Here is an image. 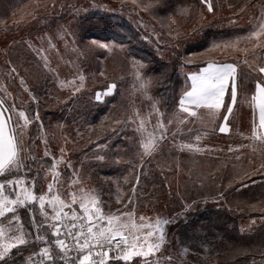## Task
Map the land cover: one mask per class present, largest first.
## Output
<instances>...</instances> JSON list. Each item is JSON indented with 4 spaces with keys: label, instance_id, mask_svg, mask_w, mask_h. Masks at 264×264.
<instances>
[{
    "label": "rangeland",
    "instance_id": "1",
    "mask_svg": "<svg viewBox=\"0 0 264 264\" xmlns=\"http://www.w3.org/2000/svg\"><path fill=\"white\" fill-rule=\"evenodd\" d=\"M165 1L169 0H164L162 5L156 4V0H17V4L21 2L23 6L22 10L17 11L19 14L16 21L9 24L6 29H0V100L4 102V107L14 106L16 113L24 111L31 121L24 137L27 148L25 155L34 157L26 161L33 167V172H29L28 175L31 177L40 167L37 162L43 164L40 168L41 176L47 173V178L43 181L44 187L40 188L38 185L37 192L46 191V185L52 179L51 165L54 160L62 158V162L57 164V170L61 173L65 189L68 190V185L75 179L77 183L72 184L70 190L77 196L80 195L81 189L86 194L97 195L91 177L85 173L88 156L83 152L81 156L75 154L80 144L77 147V144L71 141L68 134L69 126L66 122L58 123L59 116L54 121L50 118L47 122L43 121L44 111H38L34 89L37 78L44 75L52 80L54 89L58 92V102L63 103L68 96L81 93V96L87 95L88 104L85 105L89 107L96 101L97 93L106 91L114 83L116 88L113 94L106 96L113 99L99 118V129L107 128L111 131L124 123L122 130L130 140H134L133 148L137 155L136 160L129 164L128 172L153 158L161 162L156 164L157 174L162 182L160 196L152 203L147 201L138 205L136 209L133 208L135 206L131 207L133 203H128L129 206L124 211L134 209V218L138 224L141 216L151 218L153 221L157 217L177 219V222L167 227V242L157 254L161 264L205 262L216 264L215 262L219 263L217 259L214 263L212 260L209 262L208 255L198 252L197 244L191 246L186 244L189 252L180 255L179 249L181 245H185L178 235L181 224L184 223L187 214L197 211L200 207L198 201H185L180 192L185 185L200 188L203 183L196 176L194 178V175L207 172L212 169L211 163L222 160L216 158H224L226 165L237 162L236 171L244 174L245 181L251 180L253 175L251 171L256 173L261 167L264 170V159L259 161L261 156L258 155L254 159L253 150L245 148L243 143L233 141L235 138L231 139L230 143L228 135L222 136L223 133L219 129L225 126L223 117L226 115L222 108L215 115L201 108L196 117H187V122L181 123L186 119V114L178 112V101L182 93L190 89L191 81L188 80V76L199 73L209 63L236 65L238 82L243 83L247 89L252 86L254 72L250 71V66L254 68L264 62L259 59L264 58V35L251 40L245 37L256 30L259 24L264 23V0H252L240 6L230 5L228 0H209L212 11L208 10V4L202 3V0H177L176 5H167ZM39 6H42L40 9L43 13L48 12L45 19H41L43 13L39 11ZM3 7L0 6V14L4 13ZM91 12L114 15L117 17L114 20L117 23L124 19L133 28L138 39L157 58L165 62L168 69H175L180 82L174 90L173 103H170V107L162 108L159 97L153 93L154 77L145 72V64L137 56L130 54L124 44L113 40L83 38L82 20L89 18ZM228 26L246 27V30L239 36L237 34L233 36L225 34L223 38L221 35L214 36L215 38L208 39L206 46L199 50L187 49V45L196 43L201 38L200 33L205 29ZM237 39L239 42L234 47H214V44ZM99 43H107L109 47L101 48L98 46ZM141 63L143 67L138 68L137 65ZM94 68L97 69L96 76L91 77ZM137 71L140 73V79H137ZM80 76L84 77L82 82ZM142 82L146 85L144 88L140 87ZM95 87L99 88L96 90ZM156 101H159L157 107L163 113V122L168 125V139L161 141L148 155L144 154L140 144L141 140H146L147 133L154 130L157 117L155 115L148 117L149 123L144 133L137 132V124L132 121L137 119L135 115L137 112L140 116L147 117L151 105ZM62 111L60 113L55 111L54 114L63 115ZM232 114L235 119L241 118L243 126L234 127V134L243 136L247 130L244 128L245 122L253 124V113L236 110ZM13 116L14 120L19 119L15 113ZM169 120L172 121L171 124H168ZM88 130L92 131L87 129V132ZM174 132L177 133L175 137L172 135ZM197 136L200 137L198 142L195 140ZM223 139L226 140L225 144L222 142ZM180 142L192 143L194 149L198 147L200 150L180 151L176 147ZM92 145L94 146V142ZM46 149L54 160L45 158ZM132 150L129 149V152ZM105 151L96 158V161H103L109 167H119L116 168L119 173L127 172V169L124 171L121 169L123 163L121 157L125 152H122L119 146L109 147ZM170 151L178 155L177 159L175 157L163 161V158L157 155ZM180 155H188L191 158L187 159L184 167H181ZM128 156L131 157L130 154ZM197 156L202 157V163L196 159ZM99 157H103V160ZM263 157L264 150L261 158ZM204 161H209L210 166L203 163ZM116 190L123 195L121 187ZM172 193L179 199L176 203L172 202ZM76 207L79 211L78 205ZM20 214L22 220L27 223L26 211L21 210ZM248 226L249 224L244 225L245 230ZM165 257L174 259L169 262L164 259ZM26 260L25 256L17 264H26ZM115 262L123 264L122 261ZM132 264H140V258H135Z\"/></svg>",
    "mask_w": 264,
    "mask_h": 264
},
{
    "label": "snow or ice",
    "instance_id": "2",
    "mask_svg": "<svg viewBox=\"0 0 264 264\" xmlns=\"http://www.w3.org/2000/svg\"><path fill=\"white\" fill-rule=\"evenodd\" d=\"M163 3L164 0H156L158 5ZM202 3H207L208 10L212 11L209 0H202ZM262 35L264 23L259 24L245 39H258ZM238 42V39L225 41L223 44H214V47H234ZM98 46L109 47L107 43H99ZM137 67H143V64ZM250 71L264 76V66H250ZM136 76L140 79L139 71ZM80 80L82 82L84 77L80 76ZM188 80L191 81L190 89H186L178 101V112L186 114V119L181 123L187 122V117H196L201 108L211 115L219 112L224 107V96L230 84L231 104L227 106V115L223 117L225 126L219 129L222 133L228 131V116L232 114L238 98L237 66L209 63L199 73L190 74ZM145 86L143 82L140 84L141 88ZM115 88L113 83L106 91L97 93L96 101L103 102V98L112 95ZM76 90L79 91V88ZM158 103L156 101L151 105L147 117L140 116L137 112V119L132 121L137 124V132L144 133L149 123L148 117H157L154 130L149 131L146 140H141L140 144L144 154L148 155L161 141L168 139V125L163 122V113L157 107ZM248 103L253 108L251 139L258 141L260 148L264 150V131H259L264 129V80H256L255 90ZM3 104L0 100V178H3L0 179V264H8L9 260L15 259L11 255L13 250L20 256L25 250L32 248L38 250L31 251L26 264H56L57 261L61 264H109L110 260L132 264L135 258H140V264H161L157 254L167 242V227L177 222V219L157 217L153 221L141 216L138 224L134 218V209L105 212L104 202L99 195L86 194L81 189L77 196L70 190L77 180L73 179L68 190L65 189L61 173L57 170V164L62 162V158L54 160L47 149L45 158L54 160L50 169L52 179L47 183L46 191L37 192L38 185L40 188L44 187L43 181L47 178V173L41 176L40 168L43 164L37 162L40 167L35 170L34 175H28L33 172V167L26 161L34 157L25 155L27 148L24 137L31 121L24 111L16 113L14 106L9 108ZM13 113L19 119L14 120ZM36 118L38 119V114ZM171 123L169 120L168 124ZM172 135L175 137L177 133ZM199 139V136L195 137L197 142ZM176 147L180 151L200 150L198 147L194 149L192 143L180 142ZM99 159L103 160V157ZM124 208H127V204ZM21 210L27 213V223L22 220ZM145 229L147 230L144 231ZM188 252L189 248L181 245L180 255ZM164 259L171 262L174 257Z\"/></svg>",
    "mask_w": 264,
    "mask_h": 264
},
{
    "label": "trees",
    "instance_id": "3",
    "mask_svg": "<svg viewBox=\"0 0 264 264\" xmlns=\"http://www.w3.org/2000/svg\"><path fill=\"white\" fill-rule=\"evenodd\" d=\"M16 1L0 0V6H4V13L0 14V29H6L9 24L16 21L19 14L17 11H19L18 9L22 10L23 6L21 2L17 4ZM176 1L169 0L165 2L167 5H176ZM228 1L230 5L240 6L250 3L252 0ZM41 7L39 6L38 9ZM39 11L42 12V9ZM174 12L176 11L174 10ZM47 15L48 12L45 11L41 15V19H45ZM116 18L114 15H99V13L91 12L89 18L82 20L83 38L87 40L92 38L113 40L124 44L130 54L142 60L145 64V72L154 77L153 93L159 97L162 108L170 107L173 103L174 90L180 82L175 69H168L167 64L157 58L138 39L128 22L120 19L117 23L114 21ZM245 30V27H221L220 29L209 27L200 33L202 36L196 43L187 45V49L189 51L199 50L206 46L208 39L215 38L214 36L221 35V38H223L225 34L233 36L239 34V31L243 33ZM96 72L97 69L94 68L91 71V77L96 76ZM36 84L34 92L37 95L38 111H44L43 121L47 122L49 118L54 121L59 116L58 123L66 122L69 126L68 134L71 141L75 142L77 147L80 144V148L75 154L81 156V152H83L88 156L85 173L91 177L97 195L104 202L103 209L105 212H116L117 209L124 211V205L127 204L128 207L132 203L131 207L135 206L133 208L136 209L138 205L147 201L152 203L160 196L162 182L157 174L158 168L156 167L157 163L161 164L160 160L153 158L151 161H145L140 167H134L128 172L129 164L136 160L137 155L133 148L134 140H130L125 135V131L122 130L124 123L111 131L107 128L99 129L98 127L101 114L107 105L112 102L113 98L111 96L103 98V102L94 101L89 107L85 105L88 104L87 95L81 96V93L68 96L65 102L61 103L58 102V92L54 89L51 79L42 75L37 78ZM98 88L95 87L94 89L97 90ZM55 111H58V113L60 111L64 112V116L55 115ZM57 129L54 131L56 132ZM87 129L92 131L88 130L89 132H87ZM92 142H94V146ZM117 146L122 152H125V155L121 157L123 160L121 169L122 171L127 169V172L119 173L116 170L119 167H109L103 161H96V158L100 154H104L109 147ZM129 149L133 150L129 152ZM129 154L131 157L128 156ZM157 155L163 158V161H169L175 157L177 159L178 157L175 152L171 151L162 154L157 153ZM188 158H190L188 155H180L181 167L185 166ZM201 158L197 156L196 159L202 163ZM183 159L186 162H183ZM216 159L222 160L211 163L212 169L207 172L194 175V178L196 176L203 183L200 188L185 185L180 192L185 201H198L200 207L197 211L185 216L178 235L185 245L197 244L198 252L208 255L210 257L209 262L212 260L211 262L214 263L217 259L219 263L215 262L216 264H264V221L253 225L248 233H240L238 228L240 219L251 217H262L264 219V176L259 175L261 169L256 173L251 171L253 174H251V180L246 179L245 181L244 174L242 175L236 171L237 162L226 165L224 158ZM203 163L210 166L209 161ZM135 164L137 165V163ZM120 187L123 195L116 190ZM176 197L177 195L174 193L171 194L172 202L176 203V200H179ZM118 199L119 202H117ZM129 201L131 202L129 203ZM35 250L38 249H27L20 256L16 254V250H13L11 255L15 259L9 260L8 264H17L25 256L30 255L31 251ZM111 255L112 253H110ZM56 264H61V262L57 261ZM109 264L117 263L110 260Z\"/></svg>",
    "mask_w": 264,
    "mask_h": 264
},
{
    "label": "crops",
    "instance_id": "4",
    "mask_svg": "<svg viewBox=\"0 0 264 264\" xmlns=\"http://www.w3.org/2000/svg\"><path fill=\"white\" fill-rule=\"evenodd\" d=\"M230 27H238V26H228L227 28H230ZM239 28H242V27H239ZM241 34L242 33L239 31V34H237V36H239ZM259 59H260V61H264V58H262V57H260ZM261 63L264 64V62H261ZM263 64L257 65L254 68H258L259 66H264ZM257 79L264 80V76L260 75L257 72L253 73V75H252L253 81H252V86H251L252 90H251V87L247 89V88H245V85L243 83H241L240 81L238 82V98H237L236 104L233 106L232 112L237 110L239 112L244 111V112H252L253 113V108L250 107L248 100L250 99V96L252 95V93L255 90V83H256ZM239 80H240V78H239ZM230 102L231 101H230V84H229L228 89L226 91V94L224 96V107H222V110L224 112H226L227 106L231 104ZM237 106H238V108H237ZM225 114L227 115V112ZM232 118H234L233 114L228 116V121H227L228 131L224 132L222 134V136L226 137L228 135L229 142L231 139L235 138V139H233V141H236V142L238 141V143H243L245 148H247L248 150H253L254 159H256V155L262 157L263 150L260 148L259 142L253 141L251 139L253 124H251V122L249 124L248 121H246L244 128L247 130L244 131L243 136H242V134H238V136H237L234 134V127H236V128L243 127L241 125V118H238V119L234 118L233 120H231ZM224 125H225V123H224ZM248 127L250 128L249 131H248ZM259 131H264V129H261ZM236 138H237V140H236ZM225 141L226 140L223 139L222 142L225 144ZM230 143H232V141ZM228 152L230 153L229 149H228ZM261 157H259L260 158L259 161H261V159H264V157L263 158H261ZM259 171L261 172L259 175L264 176V170L261 169ZM240 174H242V173H240ZM263 221H264V219L262 217H251V218H247V219H240L238 222L239 232L240 233H248V232H250V229L253 225H256L257 223H259V222L261 223ZM245 224H249L248 229H246V230L244 227Z\"/></svg>",
    "mask_w": 264,
    "mask_h": 264
}]
</instances>
